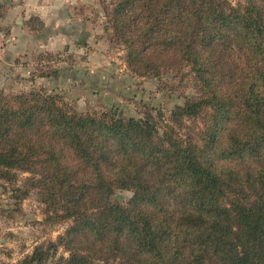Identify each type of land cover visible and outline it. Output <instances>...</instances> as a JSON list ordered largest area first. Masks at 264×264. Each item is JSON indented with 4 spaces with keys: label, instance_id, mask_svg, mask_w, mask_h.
Returning <instances> with one entry per match:
<instances>
[{
    "label": "trees",
    "instance_id": "trees-1",
    "mask_svg": "<svg viewBox=\"0 0 264 264\" xmlns=\"http://www.w3.org/2000/svg\"><path fill=\"white\" fill-rule=\"evenodd\" d=\"M104 12L132 73L189 76L197 94L168 116L125 118L1 93L0 179L30 173L48 219L71 222L20 264L59 245L70 264H264V0H113Z\"/></svg>",
    "mask_w": 264,
    "mask_h": 264
},
{
    "label": "rangeland",
    "instance_id": "rangeland-1",
    "mask_svg": "<svg viewBox=\"0 0 264 264\" xmlns=\"http://www.w3.org/2000/svg\"><path fill=\"white\" fill-rule=\"evenodd\" d=\"M112 1L70 0L62 4L60 0H0V94L42 90L63 96L81 113L110 111L125 118H140L149 111L168 116L184 104L186 95H196L189 76L182 80L167 76L166 86L157 78L140 77L129 70L125 50L104 31V9ZM229 1L236 4L239 0ZM16 3L29 5L27 12L18 13V23L25 21L28 34L21 35L11 13ZM71 14L77 19L75 25L70 22ZM14 28L20 35L16 39ZM71 30H75L72 36ZM64 33L69 39L52 51L33 43L36 38L45 40ZM27 36L31 39L28 48L16 51V45L22 42L18 46L22 48ZM17 178V184L0 179V264H20L37 245L56 241L71 224L48 219L49 211L38 189L30 188V173L20 172ZM17 185L30 189L28 195L22 198V191L15 192ZM132 196L131 191L118 189L113 198L127 202ZM55 250V256L45 264H70L58 260L69 255L64 245L51 251Z\"/></svg>",
    "mask_w": 264,
    "mask_h": 264
},
{
    "label": "crops",
    "instance_id": "crops-1",
    "mask_svg": "<svg viewBox=\"0 0 264 264\" xmlns=\"http://www.w3.org/2000/svg\"><path fill=\"white\" fill-rule=\"evenodd\" d=\"M60 2L62 4H65V2L68 3V2H70V0H60ZM28 9H29V5L27 6L26 3H19V4L16 3L12 6V9H11V13L12 14L14 13V15H15V18H14L15 22L20 25L18 27V30L21 32V35L28 34V29H27V26L25 25V21L23 19L20 20V22L18 23L19 18H20V17H18V13L21 14L23 11L27 12ZM42 11H43V9L39 10L40 13H42ZM71 15H72V17L69 16V19L71 20L70 22H72L75 25L77 22V19H76V17L73 16L74 14H71ZM69 33H71L70 35L72 36L75 34V30H71ZM14 36H15L14 39H16L17 36H20L18 32L16 33V28H14ZM69 37L70 36L68 34L64 33V34H60V36H58V37H50V38H46L45 40H39L38 41V38H36L37 41L34 40L35 42H33V41L32 42L39 45L40 48H42V49L52 51V50H55L56 48H59L60 44H63L65 40L69 39ZM30 40L31 39L27 36L26 39L23 41V47L22 48L18 47L20 44H22V42L18 43L16 45L17 46L16 51L19 49L26 50L30 44Z\"/></svg>",
    "mask_w": 264,
    "mask_h": 264
}]
</instances>
